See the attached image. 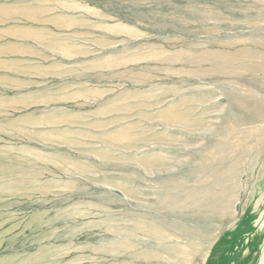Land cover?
<instances>
[{
  "label": "rangeland",
  "instance_id": "374dc122",
  "mask_svg": "<svg viewBox=\"0 0 264 264\" xmlns=\"http://www.w3.org/2000/svg\"><path fill=\"white\" fill-rule=\"evenodd\" d=\"M13 3L0 264H264V0Z\"/></svg>",
  "mask_w": 264,
  "mask_h": 264
},
{
  "label": "crops",
  "instance_id": "0c3cea01",
  "mask_svg": "<svg viewBox=\"0 0 264 264\" xmlns=\"http://www.w3.org/2000/svg\"><path fill=\"white\" fill-rule=\"evenodd\" d=\"M13 4V0H0V90L7 89L2 78L5 80L8 76L31 74L32 71L28 68L35 63L39 64L40 47L37 36L34 39L17 31L12 34L1 32L3 27L13 25L11 23L14 20L8 18L9 13L16 7Z\"/></svg>",
  "mask_w": 264,
  "mask_h": 264
}]
</instances>
